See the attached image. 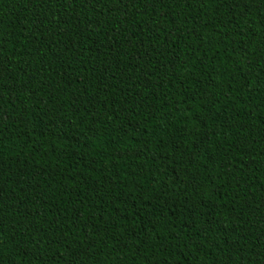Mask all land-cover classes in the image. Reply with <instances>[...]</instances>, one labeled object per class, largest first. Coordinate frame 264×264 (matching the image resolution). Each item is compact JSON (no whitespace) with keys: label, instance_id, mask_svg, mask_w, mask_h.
<instances>
[{"label":"trees","instance_id":"trees-1","mask_svg":"<svg viewBox=\"0 0 264 264\" xmlns=\"http://www.w3.org/2000/svg\"><path fill=\"white\" fill-rule=\"evenodd\" d=\"M0 264H264V0H0Z\"/></svg>","mask_w":264,"mask_h":264}]
</instances>
